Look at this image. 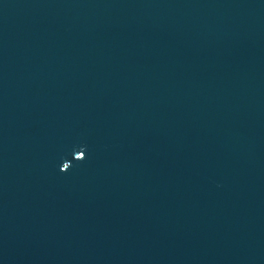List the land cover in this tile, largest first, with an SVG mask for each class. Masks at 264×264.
Returning <instances> with one entry per match:
<instances>
[{
	"label": "water",
	"instance_id": "95a60500",
	"mask_svg": "<svg viewBox=\"0 0 264 264\" xmlns=\"http://www.w3.org/2000/svg\"><path fill=\"white\" fill-rule=\"evenodd\" d=\"M0 264H264V0H0Z\"/></svg>",
	"mask_w": 264,
	"mask_h": 264
},
{
	"label": "snow or ice",
	"instance_id": "6c2138e0",
	"mask_svg": "<svg viewBox=\"0 0 264 264\" xmlns=\"http://www.w3.org/2000/svg\"><path fill=\"white\" fill-rule=\"evenodd\" d=\"M83 156V152L81 153V157ZM63 171V170H62Z\"/></svg>",
	"mask_w": 264,
	"mask_h": 264
}]
</instances>
